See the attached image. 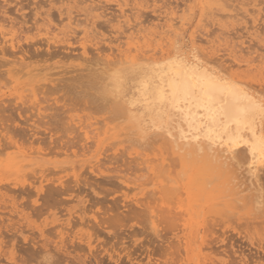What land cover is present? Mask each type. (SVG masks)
Returning a JSON list of instances; mask_svg holds the SVG:
<instances>
[{
  "label": "rangeland",
  "instance_id": "1",
  "mask_svg": "<svg viewBox=\"0 0 264 264\" xmlns=\"http://www.w3.org/2000/svg\"><path fill=\"white\" fill-rule=\"evenodd\" d=\"M55 1L0 0V22L17 33L13 48L0 32V264H39L46 255L63 264H264V164L253 176L243 147L225 158L207 143L142 128L114 87L128 69L152 68L145 56L176 50L217 55L209 61L237 72L264 101V0H131L128 23L116 0H96L98 10ZM177 5L174 36L166 11ZM70 9L95 30L73 33L65 19L48 45L41 28ZM98 46L120 58L102 62ZM235 58L242 63L232 70ZM105 84L112 90L99 93Z\"/></svg>",
  "mask_w": 264,
  "mask_h": 264
},
{
  "label": "bare ground",
  "instance_id": "2",
  "mask_svg": "<svg viewBox=\"0 0 264 264\" xmlns=\"http://www.w3.org/2000/svg\"><path fill=\"white\" fill-rule=\"evenodd\" d=\"M53 1H55V0H53ZM58 1H60V0H58ZM61 1L62 2L65 1L66 5H67V2H71L72 0H61ZM83 1L90 3V5L88 4L89 8L91 7L92 9H97V10L102 8V5H100L99 3L97 4V1H100V0H97V1L96 0H83ZM124 1L125 0H123V2ZM129 1H131V0H126L125 1L126 4H124L121 0L115 1L116 5L122 11V14L120 15V17L126 16L127 10L125 11L126 8L124 9L123 6L129 4L130 3ZM230 1L234 2L236 0H227V2H230ZM230 3H228V4H230ZM178 4L180 5V3H178ZM231 4L233 5L234 3H231ZM174 5H176V4H174ZM232 5H230V6H232ZM129 6H131V4ZM227 6H229V5H227ZM175 8H172L171 11H166V15H169L171 21H170V24L166 25L167 28H165L168 33L171 32L170 34L171 35L174 34V36L176 34L175 29H174V25L183 20L182 19L183 16H181V19H179L180 17L177 15L178 10L179 9L182 10V8H180V6H178L177 10H175ZM51 10H53V9H51ZM70 10H71V11H69L70 13H67V18H66V16L61 17L59 23H57L55 20V22L57 24H51V21H50V23H48V24L46 23L44 25V27L41 28V30L43 29L45 31V34H47L46 40H47L48 45H51V43H52V42H50L51 39L53 37L55 38V36H53V35H55L56 32L58 33L57 30L60 27V24H62L65 19L66 20L69 19L68 27L69 26L71 27L73 33H77V31L78 32L85 31V32L90 34V29L94 28V30H95V26L90 25V24H94V22L89 21L88 17H85L86 14L84 15V17H82L83 16L82 13L75 14L74 12H76V11L73 12L72 9H70ZM106 10H108V9H106ZM156 10H157V8H156ZM115 11H116V9H115ZM102 12H104V11H102ZM105 13H107V11ZM110 13H112V12H108V14H110ZM114 13H112V15ZM63 14H65V13H63ZM128 14H130V13H128ZM133 14L134 13H132V15ZM101 15H103V14H101ZM228 15H230V14H228ZM233 15H234V13H233ZM247 15H249V14H247ZM131 16H129V18ZM115 17H117V16H115ZM162 17H164V16H162ZM162 17L159 19L162 20L163 19ZM243 17H245V16H243ZM57 18H58V16L56 17V19ZM262 18H260V19H262ZM44 20H45V17H44ZM111 20L113 21V19H111ZM130 20L126 19V17L124 19L125 23H128ZM4 21L0 22V32L4 37L5 43L8 42V43H10V46L15 48L16 43H17V42H15V40L17 38L16 37L17 33L14 30V28H7L6 27V20H4ZM39 21H40V18H39ZM39 21L36 20V23H38ZM167 22H169V21H167ZM98 23H100V22H98ZM98 23L96 25H98ZM133 23H136V25L131 24L132 26H130V23H129V25H127L126 27H128L129 29H131L132 27H137V26H139V24H141V21L140 22L138 21V23H137V21L133 22ZM72 25H75V27ZM83 25H84V28L82 29ZM166 26H163V28ZM254 26H255V24H254ZM78 27H81V28L79 29ZM140 27H142V26H140ZM258 27L259 26L251 27V28H258ZM77 28L79 30H81V29L82 30L79 31ZM260 28H261V26H260ZM214 29H216V28H214ZM220 30H221V28H220ZM22 31L23 30H21V32ZM69 31H71V30L69 29ZM69 31H68V33H69ZM125 31H127L126 28H125ZM125 31H122V32L120 31V32L124 33ZM257 32L259 33L258 29H257ZM223 33H225V32H223ZM232 33H234V32L232 31ZM209 34H210V32H209ZM211 34L213 35V33H211ZM65 35L67 36V38L69 40L70 39L69 35L67 33H65ZM166 35H168V34L166 33ZM198 35H200V33ZM212 35H211V37H212ZM256 35H257V33H256ZM56 36H58V34H56ZM230 36H232V35H230ZM237 36L239 37L238 34H237ZM119 38H121V37L117 36L115 39H117V41H118ZM122 38H123V36H122ZM146 38H147V36H146ZM240 39H241V37H240ZM114 41H116V40H114ZM44 42H45V40H44ZM52 44L54 45V43H52ZM239 45L240 44H238V46ZM256 45H258V44L256 43ZM230 46H231V44H230ZM81 48L83 49L84 53H86V54L91 53V51L89 50L90 48L88 49V46L86 44H83ZM101 48L99 46L96 48V51L97 50L99 51L98 52L99 56L97 55V58H99V60H101L102 62H106V64H107V62H113L110 59L111 55L122 56V59L126 60V59H124V57L121 53H118V55L115 54V49L112 45L108 46V49L110 48V54L111 55L105 53L104 50H106V49H101ZM116 49L118 51L122 52L120 49V46H117ZM149 49H148V51H149ZM20 50H22V49H20ZM89 51H90V53H89ZM96 51L94 52V54L96 53ZM148 51H146V52L148 53ZM249 52H253V51H249ZM196 53L193 55L192 58H188L185 56L183 57L176 50L169 51L168 55L165 57L162 55L163 58H160L161 56L158 58L157 57L153 58L151 56L150 57L148 56L149 57L148 58L144 54L140 53L139 58L141 56L143 57V55H144L146 57L144 59H149L145 63L152 64V68H149L147 70H146V68H147L146 66H145V68L140 67V66H138L137 68L133 67L132 70H130L131 69L130 68V69H128L129 71H131V72L128 71L130 76L124 75V74H119L117 77V81L114 83V87L117 89L118 94H120L124 98L125 101L127 100L126 103L127 102L128 103H127L126 109L131 110L133 115L139 121L138 123L140 124V126L142 128H145L144 125L143 126L141 125L143 123L148 128L158 127L160 129H162L161 132L163 133L165 138H167L168 140H171L173 142H174V139H177V141H179L180 139H183L184 141H186L187 143H190V144L191 143H199V141L207 143L209 145L208 147H212L214 149V151H217V152L221 151L223 153V156H225V158L233 157L235 155V151L238 148L243 147L245 152H246V155H247V160H249L247 163L248 167H246L247 168L246 170L248 173L250 172L253 175V173H255V170L259 169V167L261 168V166L264 164V144H262V140H264V119L261 118V115L258 111L259 105L264 101L258 94L253 92V90L249 86L250 84L248 85L247 83H245L244 80H241L237 77V72L232 71V73L230 72V74H227L220 69L221 67L219 68L215 64H212L211 61H209V60H213V61L215 60L216 61L215 58H217V55L213 59L211 58V56L209 57L208 55H206L205 58H207V56H208L209 59L207 58L208 60H203L200 57L201 55L199 56V55H197L198 53L197 54ZM50 54H53V53H50ZM55 54H57V53H55ZM202 54H203V52H202ZM223 54H225V53H223ZM93 55H92V57H93ZM263 55H261L262 57L260 56L262 59H263ZM32 56H34V55H32ZM115 56H113V57H115ZM127 56L129 57V55H127ZM142 57L140 59H143ZM181 57L183 59H180ZM260 57H257V58H260ZM119 58L120 57H117V58H115V60L113 58L114 62ZM134 60H135L134 58L129 59L127 62L134 61ZM253 60L256 61V56H255V59H253ZM217 61H219V60L217 59ZM217 61H216V63H217ZM259 61H261V59ZM118 62H121V60H119ZM137 62H138V60H137ZM142 62H144V61L142 60ZM246 62L248 65H250L249 64L250 61L246 60ZM241 63H242V61H238V59L235 58V63H233L234 65H232L233 67H231V68L229 67V68L232 69L235 67L234 69H237L238 68L237 66L238 65L241 66ZM235 65H237V66H235ZM123 66H125V65H123ZM227 66H229V65H227ZM222 67H225V66L222 65ZM229 68H228V71H229ZM38 69H40V68H38ZM222 69H224V68H222ZM225 69H226V67H225ZM124 71H126V70H123V72ZM225 71H227V69ZM88 73H89V71H88ZM90 73H91V71H90ZM89 74H87V75H89ZM126 74H127V72H126ZM95 75H96V73H95ZM97 75H99V74H97ZM87 77H89V76H87ZM93 77H95V76H93ZM103 79H101V80L103 81ZM98 80H99V77L95 81L98 82ZM102 83H104V82H102ZM105 83H107V82H105ZM99 85L101 86V84H99ZM110 85L111 86L108 87L105 84L106 89H104V86H102L103 87V88H101L102 91L99 93H102V92L109 90V89L112 90L113 84H110ZM251 86H253V85L251 84ZM89 87H91V86H89ZM131 89H133V92H131L132 91ZM258 93L261 95L260 92H258ZM91 94H92V92H91ZM112 103H113V101H112ZM102 104H101V106H102ZM117 106H118V104H117ZM123 109H124V107H122V112L125 110V109L124 110ZM123 114H125V113L123 112ZM180 142L182 143L183 141L180 140ZM186 142H183V143L186 144ZM177 145H178V143H177ZM31 152H34V151H31ZM42 154H44V153H42ZM213 157H214V155H213ZM242 166H243V164H242ZM242 166L240 168H242ZM247 172H245V173L248 174ZM252 175H251V179H252ZM243 176H244V174H243ZM248 176H250V174H248ZM239 178H240V176H239ZM248 178H250V177H248ZM244 182L242 181V182H240V184H238L239 183V181H238L237 184L240 186V188H242L246 184ZM252 182H253V180H252ZM249 184H248V186L246 185L248 188H249ZM250 185H252V184H250ZM252 186L250 188H252ZM247 187H245V188H247ZM26 189H27V187H26ZM7 190H8V186H7ZM241 190H245V189H241ZM239 197H237V198H239ZM37 243H38V241H37Z\"/></svg>",
  "mask_w": 264,
  "mask_h": 264
},
{
  "label": "snow or ice",
  "instance_id": "3",
  "mask_svg": "<svg viewBox=\"0 0 264 264\" xmlns=\"http://www.w3.org/2000/svg\"><path fill=\"white\" fill-rule=\"evenodd\" d=\"M180 59H183L182 57ZM258 111L261 115V118L264 119V102H262L259 107ZM262 144H264V140H262ZM27 264H37L36 260L28 261ZM39 264H63V262L57 258H55L54 255L52 256H45L44 259L39 261Z\"/></svg>",
  "mask_w": 264,
  "mask_h": 264
}]
</instances>
